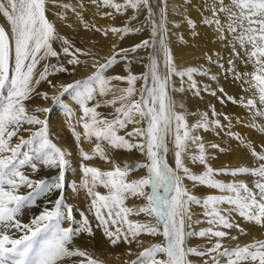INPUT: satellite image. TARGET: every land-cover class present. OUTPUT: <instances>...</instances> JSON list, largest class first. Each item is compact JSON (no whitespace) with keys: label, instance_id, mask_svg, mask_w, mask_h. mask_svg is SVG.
I'll use <instances>...</instances> for the list:
<instances>
[{"label":"snow or ice","instance_id":"obj_1","mask_svg":"<svg viewBox=\"0 0 264 264\" xmlns=\"http://www.w3.org/2000/svg\"><path fill=\"white\" fill-rule=\"evenodd\" d=\"M90 2L98 9H111L103 12V16L113 19L131 9L133 15L129 19L135 20L141 11H146L150 39L142 40L131 49L113 45L112 55L101 63L90 51L85 52L59 36L46 15L49 0H0V16L8 25L7 28L0 26V264H103L92 252L74 242L82 233L92 238L95 233L88 216L81 211L78 221L73 207L66 202L65 174L70 167L71 153L53 142L48 119H41V115L50 113L53 108L29 107L28 102L34 95L63 110L77 145L82 140L94 144L91 152L80 149L82 177L79 185L73 182L72 189L77 192L83 189L91 198L89 211L109 244L115 247L123 243L127 245L126 255H135L125 264H194L193 256L200 258L202 264H264V239L253 237L250 242L240 244L239 235L248 233L236 223L233 215L264 228V144L257 151L251 141L230 130L231 118L216 112L214 106H210L211 116L207 111L189 114L178 110L183 109V105H177L171 93L185 89L172 86L173 77L182 80L186 77L188 90L194 96H200L201 92L215 96V90L209 85L201 86L194 77L207 76L215 81L217 76L203 66L181 68L177 65L167 40L169 0H159L158 14L152 0ZM52 3L56 4V0ZM190 4L191 0H183V6ZM56 6L63 10L58 13L61 19L71 11L85 28L89 27L82 13L77 11L78 7L84 8L83 2L77 6L70 3ZM184 19L193 37L198 36L196 21L187 15L186 7ZM199 21L211 29L218 44L229 50L226 61L219 51L214 53L215 58L205 53L208 62L221 69L227 63L229 67L225 71H230L233 78L241 82L243 91L251 93V96L240 97L239 101L234 97L228 99L252 113V121L246 127L264 132V125L255 123L256 117H264V0H201ZM91 27L104 36L112 33L121 38L141 31L128 24L106 29ZM180 39L183 41V36ZM56 40H61L62 53L69 57L67 64L73 68L45 64L40 71L41 61L59 57L60 53L53 48ZM138 49H151L147 53V71L136 75L129 69L127 75H107L118 58L128 60L129 52L136 53ZM81 56L95 61L90 66L94 71L81 79L53 84L49 76L54 73L75 74L78 66L88 68V61H82ZM237 60L246 68L250 65L252 70L238 71ZM138 81L143 82L139 88ZM42 82L52 89L59 87V92L49 95L38 91ZM113 82L126 83L127 87L120 88ZM66 95L76 109L62 99ZM102 106L111 107L113 112L103 115L98 111ZM189 115H198V119L190 123ZM221 116L228 120L227 126L221 122ZM237 123L243 121L237 118ZM129 124L134 125L132 130L120 135ZM77 126L82 131H77ZM226 127L225 134L248 149L251 165L222 168L211 165L210 160L216 157L210 155L208 147L219 152L226 149L218 144L206 146L197 133ZM169 136L175 147V167L170 166L166 158ZM107 149H137L145 156V161L134 165L125 162L121 167L108 156ZM95 157L112 167L102 170L83 163ZM186 160L201 165L202 171L193 172ZM41 168L55 169L57 174L33 179L27 171L30 169L35 174ZM138 169H146V175L129 180L130 173ZM221 175L231 176L232 180L218 179ZM240 176L255 179L249 186L238 179ZM185 180L191 181L194 188L206 186L219 195L199 197L185 186ZM98 187L106 192L97 191ZM22 188L30 191L22 194ZM54 192L58 197L50 200ZM41 197L45 198L46 205L24 223L23 210L35 206ZM130 197L144 203L128 207L125 202ZM192 205L203 208L204 220L193 219ZM225 205L228 207H223ZM141 214L146 217L144 221L130 219ZM205 222L208 227L199 231L192 229L193 224ZM65 223L67 227L63 226ZM234 228L239 235H230ZM142 234L162 239L143 247ZM192 237L207 238L211 247L188 246ZM226 238L235 241V246H227ZM133 244L141 248L138 253H133Z\"/></svg>","mask_w":264,"mask_h":264},{"label":"bare ground","instance_id":"obj_2","mask_svg":"<svg viewBox=\"0 0 264 264\" xmlns=\"http://www.w3.org/2000/svg\"><path fill=\"white\" fill-rule=\"evenodd\" d=\"M57 1H60V3L61 2L70 3L74 6H77L79 3L83 2L84 8L81 9L78 7L77 11H80L82 13L83 18H85L84 21H87V23H89L90 25H95L97 28L106 29L109 26H116L117 24L118 19L114 20L111 17L103 16V12H107L108 9L106 8L98 9L96 5L90 2V0H57ZM200 3L201 0H191L190 5L183 6V0H173V4L175 8L172 14L175 15L172 16L170 20L171 21L170 25L172 24L174 26V28L176 29V34L178 36L180 37L183 36V41H178L175 44L176 45L175 53H176V59L178 61V65L181 68L203 66V68L207 69L211 74H215L217 76V79L215 81L210 80L207 76L197 75L194 78L201 86L209 85L211 89L216 91V95L212 96L209 95L208 93L201 92L200 96H194L193 93L190 90H188V82H187V78L185 77L183 78V87L185 90L182 91L178 97H176L175 101L178 105H183V109L181 110L186 111L189 114L207 111L211 116L212 113L210 106H214L216 112L226 114L231 118L230 130L232 132L239 133L241 136L245 137L246 140L251 141L253 145L256 147L257 151H259L260 150L259 146L264 144V132L259 131L258 128L246 127L245 125L249 124L252 121V113L248 109L240 106L239 103H233L228 99V97H234L237 101H239L240 97L251 96V93L243 91L241 82L234 79L230 71L228 72L225 71V69L229 67L227 63H225L224 69H221L217 67L215 63H209L205 57V53H207L208 55H213L214 57V53L219 51L220 55L224 57V61H226L229 56V50L223 48L220 44H218L215 41L214 34L212 33L210 28H207L206 26L200 23L199 21ZM185 7L187 8V15L190 16L194 21H196L195 31L199 33L198 36L193 37L192 29L189 28L185 22L184 19ZM55 13L57 14V11ZM64 19L65 21H68L69 24L71 25V28H68V31L74 30L78 34L86 35L85 36L86 40L89 39L95 44V48H97V50L100 49V51H97L99 52L98 56L97 55L95 56L97 57L96 60L102 63L106 58V56L108 57V55L111 53V44L115 42L113 36L115 37L116 35L109 33L107 36H104L102 32H97L95 28L92 27L85 28L84 23L75 14L71 15L69 11L65 13ZM122 20L124 21V19ZM0 21L3 23V25L6 26V28L8 27L5 18L0 16ZM60 22L62 21L60 20ZM58 24L60 23L58 22ZM180 37L177 39L179 40ZM138 59L139 58H136L135 61L132 62V65L130 66L132 71L135 72L142 71V67L140 66L139 63L140 61H138ZM94 62L95 61H93V63ZM236 65L238 71L240 72H244V71L250 72L252 70L250 65L246 68L239 60L236 61ZM70 66L73 68L72 65ZM91 70L93 69H91L90 67V71ZM81 74H82L81 70H79L77 67L75 74H73L74 76L72 75L73 77L69 78L70 80L64 78L53 84L59 85L60 83H68L74 78L81 77ZM53 75H55V77L56 76L59 77L61 73L57 72L52 74V76ZM244 87H246V85ZM221 88L223 89V92L219 91V89ZM45 92H48L49 95L57 94L59 92V87L55 89L49 88ZM62 99H64L66 103H70L74 109L77 108V106L70 101L67 95L65 97H62ZM50 102L51 101L41 100L38 103V105L47 107ZM60 109L61 108L55 107L48 116L49 132L51 139L54 141V143H56L58 146L62 147L63 149L71 153V156L68 157V159L70 160V167L68 170H66L67 188L64 192V195L66 201L70 203L73 207L75 218L79 221L81 218L79 215L80 211L86 210L87 212L84 190L81 189L78 192L73 191L72 184L73 182H75L77 185H79L82 177V172L80 169V164L82 162L80 157V149L82 148L86 152H91L94 147V144L82 140L81 143L77 145L73 133L69 128L68 123L66 122V117ZM44 115L45 114L41 116L44 117ZM78 115L79 112L77 111V116ZM237 118L243 121V123H237ZM188 119L191 123H194L198 119V115H189ZM220 119L224 125L226 126L228 125L229 123L228 120H225L223 116H221ZM72 122L73 124H75V118H73ZM255 123L257 125H264V117H256ZM76 130L82 131V128L77 126ZM226 131H228L227 127L224 130H219V129H210L208 131L199 130V132L197 133L198 135H201L203 137L206 146L211 144H218L222 148L226 149V151L224 152H219L215 149L208 147V152L210 153V155L216 157L215 159L210 160L211 165L214 168H221L225 164H227L229 167H235L242 164L249 165L252 162V157L248 152V149L240 145L239 141L227 136L225 134ZM217 132H219V135L217 134ZM120 150L125 152L124 151L125 149H120ZM120 152L117 149H107L108 156L112 160H114L117 164H119L121 167H123V164L125 162H127L129 165H133L135 161H137V159H139L140 161L144 159V155L141 154L139 151H138V157L134 159H132V156H130L129 154L128 156L126 153H122V152L120 153ZM174 152L175 150L172 152V158H175ZM83 163L88 164L89 166L98 167L102 170H109L112 167L111 164L106 163L104 160L100 159L99 157H95L90 161H84ZM194 166L195 168L191 166L193 167L192 171H202L201 165L194 164ZM144 175H146V171L143 169L141 171H136L134 174H130L128 179L131 180V178L134 179L137 177H142ZM217 178L224 180L225 182L230 181L229 180L230 178L228 176L221 175L218 176ZM184 184L191 192H193L195 195L200 197L204 195L207 196L210 194L219 195V193L213 189L202 190L200 186L194 188L192 182L188 180H185ZM103 189H104L103 187L97 188V190L99 191H103ZM125 203L126 206L128 207H135L143 204L144 201L141 199L130 197ZM223 207H228V206L225 205ZM191 208L194 213L193 216L194 220L205 219L202 215L203 211L199 212L198 207H194L193 205L191 206ZM90 213L91 215H89L90 217L89 221L95 233L94 238L89 237L86 233H82L78 238L75 239L74 241L75 244L81 248H84L92 252L95 258L103 261V264H125V261L134 259L135 255L133 256L126 255L127 245L121 243L113 247L109 244L108 240L105 239V237L102 234V229L96 227L98 222L94 219L93 213L92 212ZM233 215L235 217L236 223H238L241 227H243L248 233L247 235H239L235 228L230 230V235L232 236L239 235L240 244H245L250 242L253 239V237L258 239L264 238V228H260L259 226L253 223L246 222L239 216H236L235 214ZM130 219L144 221L146 217L143 214H141L140 216H131ZM153 223H155L154 220ZM63 226L67 227L68 224L65 223ZM206 227H208V225L205 222L200 224H193L192 229L195 231H199L200 229ZM148 237L147 238L144 236L140 237V239L143 241V247L150 246L151 241H149ZM192 238H194L195 240L194 242H197L200 245L207 246L208 243L207 238H200V237H192ZM192 238L188 240L189 243L191 242ZM161 239L162 237L153 238V240H155L156 242H159V240ZM224 243L229 247H234L236 242L226 238L224 240ZM132 250L133 253H138L141 250V248H138L135 244H133ZM191 259L193 260L194 264H202V261L199 259H193L192 257Z\"/></svg>","mask_w":264,"mask_h":264},{"label":"rangeland","instance_id":"obj_3","mask_svg":"<svg viewBox=\"0 0 264 264\" xmlns=\"http://www.w3.org/2000/svg\"><path fill=\"white\" fill-rule=\"evenodd\" d=\"M59 3H60V1H57L56 0V4H59ZM61 3H63V2H61ZM158 3H159V0H152V4L156 8L157 14L159 12V9L157 7ZM56 4L53 5L52 0H49V3L47 5L46 15H47V18H48V20L50 22H52L53 24L55 23L54 26H55L56 31L59 34V36L64 37V38H67L68 40H70L75 45V47L81 48L85 52L90 51L94 56L95 55L98 56L99 52H97V51H100V49L97 50V48H95V44L92 41H90L89 39H87L88 40L87 41L86 38H85L86 35H84V34H78L74 30L68 31V28H71V25L69 24L68 21H65V19L63 20V19L60 18V16L58 15V13L62 12L63 10L61 8L57 7ZM174 8L175 7H174V4H173V0H169V4H168V15H167V25H166L167 28H168V30H169L168 33H167V40H168V45H169V47H170V49H171V51L173 53V56L175 58V61H176L177 65H178V61L176 59V53H175V50H176V45L175 44H176V42L181 41V39H179V40L177 39L180 36H178L176 34V29L174 28V26L172 24L170 25V23H171L170 20H171L172 16L175 15V14H172V12L174 11ZM53 10H54V12H53ZM56 11H57V14L55 13ZM108 11H112V10L111 9H108ZM69 12H70L71 15L72 14L73 15L75 14V13H72L71 11H69ZM126 13L124 15H120L121 17L119 15H116L115 16V19L116 20L118 19L117 20L116 27H123L125 24H128V26L133 27V28H141V31H139V32H135V31L134 32H130V33L124 35L123 38H121L120 36H115V37L113 36V38L115 39V42L113 44H111V53L108 55V57L112 55L113 45H116L117 48H127V49H131L134 45L139 44L142 40L150 39L151 30H150V25L146 21V16H147L146 11H141V13L137 16V18L135 20H130L129 19L133 15V11L131 9H129ZM157 18H158V15H157ZM122 19H124V21ZM60 20L62 22H60ZM122 21H123V23H122ZM58 22L60 24H58ZM67 22H68V25H67ZM88 25H89V27H91V25L89 23H88ZM0 26L6 27L5 25H3V23L1 21H0ZM61 28H63V29H61ZM75 33H77V34H75ZM61 43H62L61 40H56V41L53 42V48L57 52H59L60 55H59L58 58L57 57H49V58L41 61V64L38 65V69L40 71L43 70V65H45V64H49V65L63 64L69 70L72 69V67L69 64H67V60L69 59V57L65 56L62 53ZM149 51H151V49H148V50L138 49L136 53L129 52L128 60H123V59L118 58V63H116L115 65H113V67L108 70L107 75H127L129 69H130V71L133 74L140 75L141 73L147 71V69L145 67V64L148 62V60H147V53ZM96 58L97 57L95 56V59ZM106 58H107V56H106ZM136 58H139L140 59V60L138 59V61H140L139 63H140V66L142 67V71L135 72V71H132L131 70V67L130 66L132 65V62L135 61ZM80 59L82 61L83 60H87L88 61V68H85L84 65L78 66V69L81 70V72H82L81 77L74 78L71 81H73L75 79L84 78L87 75L91 74V71H94V69L90 71V66L93 63V60H92L91 57L81 56ZM161 63H162V59H161ZM60 73H61V75L59 77H57V76L55 77V75H56L55 74L53 76L51 75L52 78L49 76V79L53 83H55V82L60 81V80H62L64 78L65 79H69V78H72L74 76L73 74H70V73H64V72H60ZM113 83H115V82H113ZM116 83H118V82H116ZM142 83H143L142 81H138L137 82V87L139 88ZM118 86L120 88L127 87L126 83H119ZM172 86H174L176 89H179L181 86H183V80L180 77H173L172 78ZM49 88L50 87H49V85L46 82H42L41 85L38 87V91L45 92ZM180 94H181V91H174V92L171 93V95L173 96L174 100H176V97H178ZM108 98H111V96H109ZM41 100L42 99L39 96H35L34 95L33 98L28 102V104H29V106L31 108V107H34V106L38 105V103ZM47 107L53 108V109L55 108V107H53V105L51 104V102L49 103V105ZM57 108H59V107L57 106ZM60 110L63 112L62 109H60ZM178 110H181V109H178ZM98 111H100L103 115L107 116V115H109L110 113L113 112V109L111 107H104V106H102V107H100L98 109ZM49 114L50 113L45 114L44 117L41 116V119H44V118H47L48 119ZM133 127H134V125L129 124L128 127H127V129L126 130H121V132L119 134L120 135H124L125 134V131H131ZM23 134L25 136L27 135V133H23ZM49 134H50V132H49ZM50 138H51V136H50ZM14 142H16L15 141V138H14ZM168 148H169V151H168L167 156H166L167 161H168V163H169L170 166L175 167V158H172V152L175 150V147H174V144L172 143V137L171 136L168 137ZM117 150L119 152L121 151L122 153H126L127 155L129 154L130 156H132V159L138 157V150L137 149H132L131 151L124 150L125 152H123L120 149H117ZM144 161H145V156H144V159L143 160L140 161L139 159H137V161H135V163L136 162H141L142 163ZM185 162H186V164L189 166V168L191 170H193V167L195 168L194 164H191V161L190 162L189 161H185ZM251 164H252V162L249 165H251ZM191 166H193V167H191ZM224 166H228V165L225 164V165H223V167ZM141 170H143V169H138L137 171H141ZM144 170L146 171V169H144ZM27 171L29 172V174L32 176L33 179H40V178H44V177L50 178L51 176H54V175L57 174V170H55V169H48V168H41L40 171L38 173H35V174H32L31 171H30V169L27 170ZM135 172H132L130 174H134ZM193 172L199 173L201 171H193ZM44 175H46V176H44ZM66 175H67V171H66L65 176ZM228 177L230 178L229 180L231 181L232 180V177L231 176H228ZM138 178H140V177H137V178H134V179H138ZM132 179L133 178H131V180ZM238 179L244 180L245 182L249 183V186H251V182L255 178L254 177H251V176H240V177H238ZM200 187H201L202 190L210 189V188H208L206 186H200ZM66 188H67V184H66V179H65V189H64V192H65ZM105 190L106 189H103V191H100V192L101 193H104ZM20 191H21V193L24 192L22 194H25V193H27L30 190L27 189V188H22ZM97 191H99V190H97ZM57 197H58V193H55L54 192V193L50 194L49 199L50 200H55ZM84 197H85L87 212H86V210H82V211L83 212H86L85 215H87L88 218H89V220H90L89 215H91V213L89 211V205H90L91 198L86 195V192L85 191H84ZM201 197H205V195L204 196H201ZM46 203L47 202H46L45 198L41 197L40 199H38V201H37V203H36L35 206H32L30 208H25L23 210V213H22V216H21V220L24 223H28V221H30V219L34 215H38L39 214V212L43 209V207L46 205ZM68 204L71 205L70 203H68ZM47 206L48 207H51L50 204H48ZM194 207H198L199 212L203 211V208H201V206H195L194 205ZM191 210H192V208H191ZM94 219H95V217H94ZM143 236L146 237V238L148 237V235H146V234H142L141 235V237H143ZM148 239H149V241H151V244L156 242L155 240H153V237H151V236H149ZM260 239H264V238H260ZM194 241H195L194 238H192L191 242L190 243L188 242V246H190V247H198V248H201V249L205 247V245H200V244H198L197 242H194ZM203 244H204V242H203ZM207 247H211V243H209V241L207 243ZM192 258L193 259H199V260H201L200 258L195 257V256H193ZM205 259H207V258H205Z\"/></svg>","mask_w":264,"mask_h":264}]
</instances>
